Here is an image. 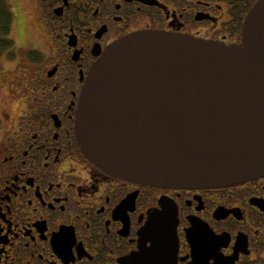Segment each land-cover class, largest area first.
<instances>
[{"label":"flooded vegetation","instance_id":"obj_1","mask_svg":"<svg viewBox=\"0 0 264 264\" xmlns=\"http://www.w3.org/2000/svg\"><path fill=\"white\" fill-rule=\"evenodd\" d=\"M260 1L39 0L51 54L30 52L31 84L11 95L20 113L0 118V264H123L162 213L178 239L163 264H264V177L209 190L145 186L96 168L76 134L90 71L110 46L144 32L240 45Z\"/></svg>","mask_w":264,"mask_h":264},{"label":"water","instance_id":"obj_2","mask_svg":"<svg viewBox=\"0 0 264 264\" xmlns=\"http://www.w3.org/2000/svg\"><path fill=\"white\" fill-rule=\"evenodd\" d=\"M76 134L96 168L145 186L209 190L264 177V0L240 45L144 32L110 46L90 71ZM174 223L153 216L123 264L172 262Z\"/></svg>","mask_w":264,"mask_h":264},{"label":"rangeland","instance_id":"obj_3","mask_svg":"<svg viewBox=\"0 0 264 264\" xmlns=\"http://www.w3.org/2000/svg\"><path fill=\"white\" fill-rule=\"evenodd\" d=\"M13 12L11 49H0V118L3 113L16 118L20 113L18 102L12 103L11 95L22 96L31 84L30 52L38 50L45 56L51 54L49 41L39 18V0H7ZM16 90V91H15ZM12 91H15L11 94ZM5 125V124H3Z\"/></svg>","mask_w":264,"mask_h":264},{"label":"trees","instance_id":"obj_4","mask_svg":"<svg viewBox=\"0 0 264 264\" xmlns=\"http://www.w3.org/2000/svg\"><path fill=\"white\" fill-rule=\"evenodd\" d=\"M13 12L7 0H0V49H11L14 45L11 34L13 27Z\"/></svg>","mask_w":264,"mask_h":264}]
</instances>
